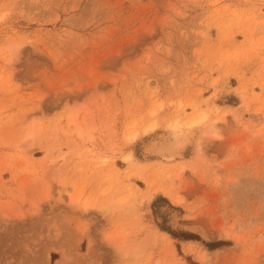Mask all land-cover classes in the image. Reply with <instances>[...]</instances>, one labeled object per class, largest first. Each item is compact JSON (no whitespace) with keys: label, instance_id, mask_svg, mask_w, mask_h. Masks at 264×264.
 Masks as SVG:
<instances>
[{"label":"rangeland","instance_id":"rangeland-1","mask_svg":"<svg viewBox=\"0 0 264 264\" xmlns=\"http://www.w3.org/2000/svg\"><path fill=\"white\" fill-rule=\"evenodd\" d=\"M0 264H264V0H0Z\"/></svg>","mask_w":264,"mask_h":264},{"label":"bare ground","instance_id":"bare-ground-1","mask_svg":"<svg viewBox=\"0 0 264 264\" xmlns=\"http://www.w3.org/2000/svg\"><path fill=\"white\" fill-rule=\"evenodd\" d=\"M199 117V116H198ZM200 119V118H199ZM186 124L189 128L192 127L196 122L195 120H190L189 122H182L179 119H173L169 123V128L173 133L169 139H165L163 141L151 140L145 145V151L149 155H157L162 160L170 161L182 155L183 151L185 150L186 146L189 144V133L187 130L181 129L182 125ZM155 128V123L150 124L147 126L143 132L148 133L153 131ZM188 129V128H187ZM191 130V129H190ZM192 135V134H190ZM130 136V135H129ZM131 140L135 138V134H132ZM167 138V137H165ZM131 157L130 155L125 156V159L128 160ZM156 192V189H152L149 193L152 194ZM108 203V202H107Z\"/></svg>","mask_w":264,"mask_h":264},{"label":"trees","instance_id":"trees-1","mask_svg":"<svg viewBox=\"0 0 264 264\" xmlns=\"http://www.w3.org/2000/svg\"><path fill=\"white\" fill-rule=\"evenodd\" d=\"M171 234H173V233L171 232ZM183 238L184 239H194V240H199L200 239L198 235H195V234H192V233L185 234L183 236ZM213 243H215L214 247H217L220 244H224L223 241H221V240H217V241H213V242H205L206 246H208V247H211L210 245L213 244Z\"/></svg>","mask_w":264,"mask_h":264}]
</instances>
